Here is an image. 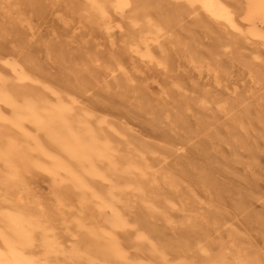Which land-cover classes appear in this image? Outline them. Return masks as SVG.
Listing matches in <instances>:
<instances>
[{"label":"bare ground","instance_id":"6f19581e","mask_svg":"<svg viewBox=\"0 0 264 264\" xmlns=\"http://www.w3.org/2000/svg\"><path fill=\"white\" fill-rule=\"evenodd\" d=\"M41 1L0 0V8L8 19L4 31H15L22 22L21 7H28L26 3H30L29 8L38 16L43 15ZM43 2L57 7L63 19L76 20L88 34L109 35L115 30L122 33L121 49L109 54L107 66H99L109 75L122 71L121 55L133 54L139 61L162 67L167 76L184 63L210 73L215 82L220 73L228 72L254 83L264 80V0ZM186 16L192 18V23L185 28L186 37L182 39L177 30L188 23L180 27L176 23ZM197 28L204 35H215L206 56L198 50ZM154 48L161 50L159 55L154 54ZM182 50L190 58L184 59ZM12 52L7 59L0 56V66L7 71H0V139L3 141L0 157L5 159L11 171L9 175L17 185V188L9 187V195L21 203L27 191L25 175L32 171L48 174L58 189L76 195L85 211H79L69 221L62 220L76 237L74 247L64 252L67 255L61 259L63 264L68 260L73 264H264L257 254L239 247L236 236L228 230L226 241H220L213 250L207 242V230L221 228L222 219L207 213L198 215L197 226L192 215L182 221L186 227H197L195 244L186 232L179 233L181 241L166 240L167 243L160 244L156 240L159 229L152 223L158 217H166L167 210L175 204L168 192L179 194L181 207H187L173 178L147 163L143 147L119 153L104 133L107 123L80 105L73 95L47 85L46 91L52 95L49 98L46 93L29 88V82L37 81ZM50 52L62 56L63 48H50ZM77 57L81 58L72 65L99 64L94 55ZM130 83L133 84L132 78L126 76L117 87L126 92L131 89ZM197 89L205 103H217L213 93ZM236 105V100L228 102L234 114L232 128L241 125L252 108L238 109ZM253 109L264 121V108ZM151 112L157 119L156 109L151 108ZM11 132L21 135V141ZM201 178L204 180L206 175ZM244 202L241 195L239 204ZM46 221L45 213H36L27 206L20 211L0 209V264L46 262L55 243L47 235ZM38 243L44 250L36 256L33 250ZM175 248L190 256L179 253L169 256Z\"/></svg>","mask_w":264,"mask_h":264},{"label":"rangeland","instance_id":"374dc122","mask_svg":"<svg viewBox=\"0 0 264 264\" xmlns=\"http://www.w3.org/2000/svg\"><path fill=\"white\" fill-rule=\"evenodd\" d=\"M26 4L27 8L21 7L22 22L15 31H4L8 19L0 8V56L9 58L11 49L15 48L14 56L37 81L29 82V88L46 93L49 98L52 95L47 93V85L73 95L80 105L107 123L104 133L119 153L143 147L147 163L173 178L187 207H181L179 194L174 192V196L168 192L175 204L167 210L166 217H158L153 223L148 219L159 229L156 240L160 244L166 240L181 241L179 233L186 232L195 244L194 237L199 233L198 215L207 213L222 219L219 221L221 228L207 230V242L213 250L220 241H226L228 230L236 236L239 247L257 254L264 263V121L253 109L264 108V80L254 83L228 72L220 73L215 82L210 73L184 63L167 76L162 67L139 61L133 54L121 55L122 71L109 75L101 67L108 65L107 57L112 51L121 49L119 30L109 35L103 32L88 34L76 20L63 19L57 7L43 0L41 16L29 8L30 3ZM115 18L119 20L118 15ZM185 23L188 26L177 30L182 39L186 37L185 28L191 26L192 18L186 16L181 23H176L179 27ZM197 31L198 50L206 56L215 35H204L198 28ZM57 46L63 48L62 56L51 54L50 48ZM160 51L154 48L155 55ZM182 52L184 59L190 58L186 50ZM82 54L94 55L99 64L72 65L81 58L77 55ZM0 71L7 73L1 66ZM126 76L132 78L133 84L130 83L131 89L124 92L117 83ZM197 88L213 93L217 103H205ZM232 100H236L238 109L252 107L241 125L233 128L234 114L228 106ZM151 108L158 112L157 119ZM11 133L21 141V135ZM2 145L0 139V148ZM9 174L5 159L0 157V209L20 211L27 206L36 213H45L47 235L52 236L55 243L51 245L46 262L41 264H63L61 259L67 255L64 252L71 249L76 237L62 220L69 221L85 209L76 195L58 189L53 179L41 171L25 175L27 191L21 203H17L9 195V187L17 188ZM204 175L206 178L202 180ZM241 195L245 202L239 204ZM188 215H192L196 226L186 227L182 223ZM42 250L43 246L38 243L33 253L37 256ZM176 253L190 256L176 248L169 256ZM65 264L73 263L68 260Z\"/></svg>","mask_w":264,"mask_h":264}]
</instances>
